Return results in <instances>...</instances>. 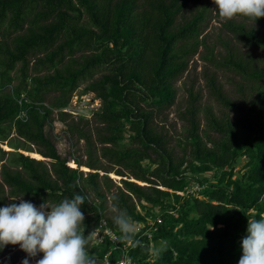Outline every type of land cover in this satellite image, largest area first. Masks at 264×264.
Returning a JSON list of instances; mask_svg holds the SVG:
<instances>
[{
  "label": "trees",
  "instance_id": "16d2710c",
  "mask_svg": "<svg viewBox=\"0 0 264 264\" xmlns=\"http://www.w3.org/2000/svg\"><path fill=\"white\" fill-rule=\"evenodd\" d=\"M188 1L0 0V141L12 130L21 147L32 145L36 152L7 154L0 166V207L18 204L12 200L20 197L38 207L83 195L86 249L97 262L108 253L112 263L119 252L101 230L98 242L91 243V235L103 220L119 245L128 241L104 215L117 194L119 207L140 225L126 252L133 264H238L247 220L264 217V61L252 54L264 55V35L243 25L264 29V17L224 20L221 29L231 37L218 39L219 52L199 39L213 0L177 21ZM191 1L196 6L198 0ZM199 47L208 66L201 72L203 87L217 110L199 106L198 92L188 85L176 116L184 126L172 145L158 122ZM219 71L237 77L229 81L235 99L223 90ZM80 83L99 106L90 123L67 125L83 141L85 157L67 165L43 127L53 109L63 120L61 109ZM240 158L245 161L235 169ZM101 161L120 178L114 192L107 178L104 190L99 186ZM193 186L197 190L189 192ZM18 247L6 245L0 256Z\"/></svg>",
  "mask_w": 264,
  "mask_h": 264
},
{
  "label": "clouds",
  "instance_id": "9594fccd",
  "mask_svg": "<svg viewBox=\"0 0 264 264\" xmlns=\"http://www.w3.org/2000/svg\"><path fill=\"white\" fill-rule=\"evenodd\" d=\"M213 3L218 15L225 20L241 15L255 22L264 17V0H213ZM118 199L117 194L111 196L113 222L121 238L130 241L134 225L127 210L119 207ZM16 200L18 204L13 202L0 207V249L19 245L28 258L42 253L35 264H97L86 249L89 240L84 234L85 217L80 210L85 202L83 195L74 194L71 199L65 198L55 205L44 202L38 207L22 197L12 201ZM240 244L242 254L238 264H264V217L247 220V234ZM28 258L22 264H29Z\"/></svg>",
  "mask_w": 264,
  "mask_h": 264
},
{
  "label": "rangeland",
  "instance_id": "374dc122",
  "mask_svg": "<svg viewBox=\"0 0 264 264\" xmlns=\"http://www.w3.org/2000/svg\"><path fill=\"white\" fill-rule=\"evenodd\" d=\"M207 2V0H198L196 6L193 5L192 1L189 0L187 5L182 10L181 14L176 17V20L179 21L181 19L186 20L190 17L191 13L194 11V8H200V6ZM225 19L221 18L217 14L216 5L209 4L206 9L205 18L202 22V28L201 33L199 36V39L202 37H205L206 43L209 45H215V50L221 52V48L218 45V39L229 41L231 35L224 33V31L221 29V23L224 22ZM234 22H240V18H232ZM244 27L255 29L258 34L264 35V29L252 24L250 22H243ZM234 40L230 41V44H234ZM235 46L238 48L240 52H244L246 50L245 47H243L240 44H235ZM202 48L199 47L197 49V53L193 56L188 57L187 61V67L186 71L181 74V76L174 82L173 87L175 90V97L173 105L164 112L165 118L164 122L160 123L159 120H156L158 124H164L163 130L166 132L168 138H170L171 144L173 145V141L176 138H180V135L182 133L183 124L177 119V111L182 110V108L185 106L187 95L185 92V89L188 85L193 86V90L195 92H198L199 95V106H209L214 112L217 110V107L215 106V103L208 99L206 95V90L203 87V80L201 78V72L203 69L208 68L207 64L200 60L199 56L202 54ZM254 57L260 58L262 61H264V55L261 54V52L254 51L253 53ZM31 63L29 62V65ZM18 66V65H17ZM210 69V68H209ZM101 72L98 71L94 77L98 76V74ZM15 75V74H12ZM217 78L220 81V83L223 86V90L228 94L231 98L238 97V94L235 93L234 86L230 84V80L237 81V77H235L232 73L228 71H219L217 74ZM16 80L12 82V85L15 84ZM229 82V83H228ZM85 83H80L78 87L71 93L70 98L68 100L67 105L65 106V109L69 113H65L66 116L63 117V120H59V113L58 110L53 109L50 114V122L45 123L43 127V132L46 135V137L49 138V140L53 143L56 153L58 156L64 160H66V164L73 163L71 161V158L77 157L80 160H84V154H83V141L82 140H76L75 135L70 133L67 130V125L74 124L75 126H78V124L81 122V120H87L89 123L91 122V115L92 113L97 110L99 106V101L94 97L92 93H82V89L84 87ZM233 91V92H232ZM232 92V93H231ZM49 97V96H48ZM47 97V98H48ZM201 115L198 114V120L199 124L201 126L202 119ZM126 135V134H125ZM124 135V136H125ZM19 140V139H18ZM17 141V138L13 131L8 132V137L5 141H0V151H2L4 154L0 157V166L1 164H6V159L8 157L7 154H10L12 152H18L23 154L24 156L29 153L31 155L35 154L36 152L35 147L28 144H23L24 147H21L22 145ZM9 142L12 144L17 143L21 148L28 150H23L21 148L14 149L9 146ZM19 142L22 143V141L19 140ZM5 147V149L3 148ZM27 147V148H25ZM29 157V156H28ZM244 158H240L235 166V169L239 168L244 163ZM45 163V161H43ZM47 165V164H46ZM102 170H96L98 172V183L102 190L105 188V184L103 183L104 178H107L111 181L113 186L109 188V193L114 192L115 188L114 186H120L119 184V177L115 176L113 174V171L110 167L104 162L101 161ZM83 172H86L85 170H82ZM104 177V178H103ZM4 195L6 197V186H2ZM194 189V188H193ZM105 195H107L105 193ZM89 196V193H88ZM108 196V195H107ZM90 198V196H89ZM88 198V199H89ZM138 210V209H136ZM153 213L156 214V210H153ZM105 217L106 218H112L114 216V213L111 211V207L107 205V210L105 211ZM147 221L152 222L151 218H147ZM134 225V232H136L140 225L133 224ZM98 234L95 232L91 235V243L98 242L99 240ZM153 250V248H151ZM153 252V251H151ZM16 254V256H15ZM14 255V257H13ZM3 258H12L14 259V264H22V261L27 257V254L20 249V247L16 248L13 252L8 253L6 255L0 256V261ZM42 258V253L37 254L35 258H28L29 264H35V260ZM97 264H103V262H97Z\"/></svg>",
  "mask_w": 264,
  "mask_h": 264
},
{
  "label": "built area",
  "instance_id": "2783aa9c",
  "mask_svg": "<svg viewBox=\"0 0 264 264\" xmlns=\"http://www.w3.org/2000/svg\"><path fill=\"white\" fill-rule=\"evenodd\" d=\"M61 112L69 113V112L66 111L65 108H62L61 109ZM195 190H197V187L196 186H193L189 190V192H193ZM156 222H159V221L156 220ZM99 230H101L100 231L101 234H103L107 238L109 244L111 245L112 250H117L119 252V257L117 259H115L112 263H110L108 261V257H107L108 256V253H106L103 256L102 260H100L99 262H101V263L103 262V264H128V262L130 261V259L127 257L126 252H127V247L129 246L130 243L128 241H124L121 245H119L118 244V238H117V236L111 230H109L106 227V224H105V222L103 220H99L98 228L94 232L96 234H98L99 233L98 232ZM114 237H115V239H114ZM131 264H133V263L131 262Z\"/></svg>",
  "mask_w": 264,
  "mask_h": 264
}]
</instances>
